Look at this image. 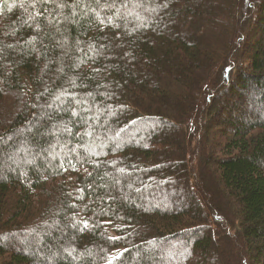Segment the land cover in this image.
<instances>
[{"label": "trees", "instance_id": "trees-1", "mask_svg": "<svg viewBox=\"0 0 264 264\" xmlns=\"http://www.w3.org/2000/svg\"><path fill=\"white\" fill-rule=\"evenodd\" d=\"M0 264H264V0H0Z\"/></svg>", "mask_w": 264, "mask_h": 264}, {"label": "rangeland", "instance_id": "rangeland-1", "mask_svg": "<svg viewBox=\"0 0 264 264\" xmlns=\"http://www.w3.org/2000/svg\"><path fill=\"white\" fill-rule=\"evenodd\" d=\"M151 17H153V16H151ZM255 102L256 103L258 102V98L251 95L250 98H248V100L246 101V105H245V108H246V111H247L246 113L248 115L252 116V117H254L255 114H259L260 111H261V108H259V105L258 106L255 105ZM238 111H240V110H238ZM174 188H175V190H178L179 194H181V192H183L185 190V188H180L179 186H177V187L174 186ZM179 196L176 194V198L175 199L178 200ZM167 205H170V204H167ZM183 252H185V250Z\"/></svg>", "mask_w": 264, "mask_h": 264}]
</instances>
